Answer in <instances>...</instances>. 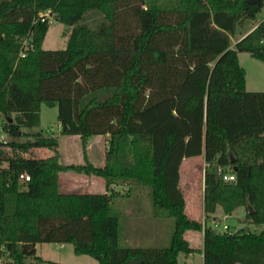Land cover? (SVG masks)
Instances as JSON below:
<instances>
[{
  "label": "trees",
  "instance_id": "obj_1",
  "mask_svg": "<svg viewBox=\"0 0 264 264\" xmlns=\"http://www.w3.org/2000/svg\"><path fill=\"white\" fill-rule=\"evenodd\" d=\"M247 0H0V264H60L36 255L37 244H70L98 264H179L195 250L186 231L202 233L203 264H264V228L218 231L190 219L179 187L184 159L203 156V210L225 216L243 208L247 224L264 227V91L245 89L238 52L264 63V20L230 48L242 21L263 7ZM99 12L101 22L69 41L73 50H44L50 23L39 13ZM55 10V9H54ZM32 49L21 58L24 40ZM85 47V49L83 48ZM57 108L60 134L83 150L108 135L105 165L60 162L57 136L39 125L42 105ZM10 120V121H9ZM50 149L46 158L25 156ZM5 164V165H3ZM105 182V193L66 194L61 172ZM30 181L23 184L19 175ZM233 174L234 181L222 175ZM126 186L121 194L115 189ZM147 189L153 216L172 219L166 248L119 244L116 197Z\"/></svg>",
  "mask_w": 264,
  "mask_h": 264
},
{
  "label": "rangeland",
  "instance_id": "obj_2",
  "mask_svg": "<svg viewBox=\"0 0 264 264\" xmlns=\"http://www.w3.org/2000/svg\"><path fill=\"white\" fill-rule=\"evenodd\" d=\"M78 6L64 7L61 11V17L54 19V13H57V8H50L51 12L48 21L50 23L49 29L45 35L42 43V49L44 50H73L79 47L75 46L74 43L69 41V37L72 32L76 30L80 34H83L84 30L93 29L101 22V16L99 12L92 11H79L77 20L74 24L66 26L68 18L66 17L68 11H73ZM45 12V11H41ZM40 12V13H41ZM264 19V4L261 10L256 14L255 21L249 25ZM244 21H242L234 35L231 37V42L234 43L240 35L244 32ZM85 49V47H83ZM239 65L245 71L246 91L258 92L264 91V63L253 58L247 52H238ZM8 121V119L0 114V141L6 142L12 140L3 130L2 126ZM42 132L44 135L58 136L60 143V162L65 163H78L75 157H82V147L80 140L69 135L60 134L57 122V108L48 107L42 105L40 109V121L39 125L32 129L26 130L28 136L18 137L16 140L25 141L29 135ZM54 153L50 149H36L25 154V156H32L35 158H46L52 156ZM73 157V158H72ZM199 158H191L188 161H197ZM72 160V161H71ZM5 165V164H3ZM66 165V164H65ZM203 171L204 163L202 160L197 162H185L181 169V191L184 198L187 201L186 214L194 219L208 225H212L218 231L222 232L223 226L226 225L228 231H251L260 232L264 227L252 224H247L244 220L243 208L236 209L231 215L226 217L220 207H217L215 217H208L206 219L203 210ZM71 173H75L69 171ZM60 174V173H59ZM81 174V173H75ZM59 176V175H58ZM67 177V176H66ZM64 177L63 183L69 182ZM75 180V179H74ZM79 180V179H78ZM77 181L75 184L77 185ZM67 184V183H66ZM126 186L123 189L119 187V192L125 193L127 190ZM153 195L147 189H141L136 193L130 194V196L116 197L113 201V208L119 215V244L123 247H158L166 248L170 244L172 233L174 230V221L172 219H158L153 216ZM136 223L139 230L136 232L131 225ZM155 226L160 230L162 239L158 244H144L135 245L132 241L136 237L139 240H148L147 234H151V228ZM133 230V231H132ZM185 238L189 241L191 248L195 251L191 255L179 254V264H203V259L200 255L202 250V238L200 233L195 231H186L184 234ZM44 261L56 262L60 264H98L97 260L88 255H76L73 251V247L70 244H64L60 247V244H40L38 255Z\"/></svg>",
  "mask_w": 264,
  "mask_h": 264
},
{
  "label": "crops",
  "instance_id": "obj_3",
  "mask_svg": "<svg viewBox=\"0 0 264 264\" xmlns=\"http://www.w3.org/2000/svg\"><path fill=\"white\" fill-rule=\"evenodd\" d=\"M263 20L264 19H262L260 21H257V22H255V23H253L251 25H249V24L251 22H254L255 18L253 20H245L244 21V28L245 29H244L243 34L240 35L238 37V39L234 43L231 42L230 48L233 49L234 45L236 44V42L238 40H240L246 34L251 32L257 26V24L260 23ZM237 28H238V26H237ZM237 28H236V30H237ZM245 86H246V81H245ZM58 128H59V131H60L59 124H58ZM72 137H74L76 139H79L78 136H72ZM57 138H58V136H57ZM107 140H108V135L92 137L88 141L85 150H83V148H82V151H81L82 157H79V156L78 157L74 156V158L72 157L73 159H77L78 163H76V164L65 163V164L66 165H83L84 164V155H83V153L85 151V154L87 156L88 161L93 166L98 167V168H102L105 165V151L107 149ZM80 144H81V142H80ZM59 152H60V143L58 141V154H59ZM60 154H61V152H60ZM60 154H59V159L61 158ZM197 158H199L197 161H199V160L203 161L204 168H205V162H204L203 156H198ZM197 161H191V160L188 161V159H184L182 161L181 166H180L179 187L181 185V169H182L183 164H185V162H197ZM203 175H204V171H203ZM64 177H66V179L69 180V182H66L67 184L62 182L63 181L62 179ZM76 181L78 182L77 185L75 184ZM119 187L123 189V186H117V187H115V189L117 191H119L118 190ZM58 190H59L60 193H66V194H95V193H105L106 192L105 182H104L103 179H101L99 177H95V176H88V175H85L83 173L75 174V173H71V172H61L59 174V176H58ZM120 193H122V192L120 191ZM186 205H187V201L185 199V213H186ZM226 217H228V216H226ZM190 219H192V218H190ZM192 220H194V219H192ZM131 228H133L136 232L139 230V228H138L136 223H133L131 225ZM200 235H201V238H202L203 237L202 233H200ZM146 237L148 238V240H144V241L139 240V237L138 236L136 237V233H135V237H134L135 239L132 242L135 245H137V246L139 245L140 246V245H144V244L145 245L146 244H158V243H160V241L162 239V235L160 233V230L158 228H155V226H153L151 228V234L150 233L147 234ZM63 245L64 244H60V247H62ZM39 246H40V244H37L35 246L36 255H38V253H39ZM202 249H203V243H202ZM199 252H200V255H201L202 259H203L202 250H200Z\"/></svg>",
  "mask_w": 264,
  "mask_h": 264
},
{
  "label": "built area",
  "instance_id": "obj_4",
  "mask_svg": "<svg viewBox=\"0 0 264 264\" xmlns=\"http://www.w3.org/2000/svg\"><path fill=\"white\" fill-rule=\"evenodd\" d=\"M39 18H40V21L41 22H44V21H48V18L50 17V13L49 11H45V12H41L39 13ZM32 49V45L30 44L29 41H27L26 39L23 41V44H22V49H21V52H20V57L23 58L25 55H26V52L28 50H31ZM0 142H3V141H0ZM222 178L223 180L225 181H234V175L233 174H229V173H225L222 175ZM19 181L23 184H26L30 181V177L28 175H26L25 173H22L19 175ZM227 229V226L224 225L223 226V230H226Z\"/></svg>",
  "mask_w": 264,
  "mask_h": 264
},
{
  "label": "water",
  "instance_id": "obj_5",
  "mask_svg": "<svg viewBox=\"0 0 264 264\" xmlns=\"http://www.w3.org/2000/svg\"><path fill=\"white\" fill-rule=\"evenodd\" d=\"M247 3L248 4H251V5H254L256 6L257 8H260L261 6V0H247ZM243 38V37H242ZM241 38V39H242ZM10 121V120H9Z\"/></svg>",
  "mask_w": 264,
  "mask_h": 264
}]
</instances>
